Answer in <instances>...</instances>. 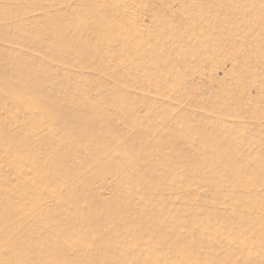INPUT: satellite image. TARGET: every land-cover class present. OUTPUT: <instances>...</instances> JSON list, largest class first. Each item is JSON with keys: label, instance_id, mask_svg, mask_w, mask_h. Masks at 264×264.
I'll return each mask as SVG.
<instances>
[{"label": "rangeland", "instance_id": "obj_1", "mask_svg": "<svg viewBox=\"0 0 264 264\" xmlns=\"http://www.w3.org/2000/svg\"><path fill=\"white\" fill-rule=\"evenodd\" d=\"M0 264H264V0H0Z\"/></svg>", "mask_w": 264, "mask_h": 264}]
</instances>
